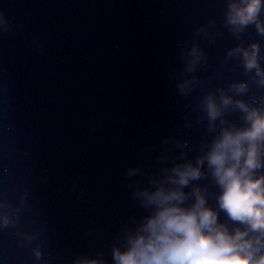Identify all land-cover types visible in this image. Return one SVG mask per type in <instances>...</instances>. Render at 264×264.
Masks as SVG:
<instances>
[{
	"label": "water",
	"instance_id": "water-1",
	"mask_svg": "<svg viewBox=\"0 0 264 264\" xmlns=\"http://www.w3.org/2000/svg\"><path fill=\"white\" fill-rule=\"evenodd\" d=\"M224 7V0H0L14 26L0 31V200L18 205L27 192L21 224L41 232L51 264L101 251L111 264L121 227L143 214L127 188L128 167L162 138L186 142L172 145L173 155L194 160L208 138L197 107L207 92L232 96L228 85L247 81L248 96L261 94L255 70L245 74L238 58L225 57L258 42L264 68V38L254 27L232 37ZM213 17V40L196 35ZM180 43L185 54L203 49L207 63L183 73ZM172 75L201 83L181 98ZM15 231H0V264H36Z\"/></svg>",
	"mask_w": 264,
	"mask_h": 264
},
{
	"label": "clouds",
	"instance_id": "clouds-1",
	"mask_svg": "<svg viewBox=\"0 0 264 264\" xmlns=\"http://www.w3.org/2000/svg\"><path fill=\"white\" fill-rule=\"evenodd\" d=\"M224 4L222 23L232 37L239 40L254 27L257 36L264 38V0H224ZM216 24L213 17L195 34L203 33L212 41L207 28ZM11 30L14 26L0 10V31ZM177 47L183 73H194L207 63L204 50L197 45L187 54L184 43ZM260 52L258 42L247 48L237 44L228 51L225 62L236 57L245 74L255 70L253 83L261 94L248 96L252 84L237 81L228 85L232 96L224 88L203 95L197 107L203 113L200 121H207L208 138L201 141L194 160L186 152L173 155L172 145L186 147V142L162 138L158 146L144 149L138 165L128 167L127 188L143 214L121 227L111 245V264H264V68ZM170 79L176 81V95L181 98L201 83L196 76L177 80L172 75ZM28 207L27 192L19 197L18 205L0 200V231L15 229L19 247L31 246L36 264H51V254L45 259L41 232L26 230L21 224ZM71 264L108 261L101 251L95 256H76Z\"/></svg>",
	"mask_w": 264,
	"mask_h": 264
}]
</instances>
